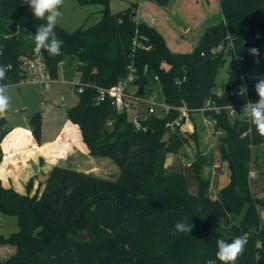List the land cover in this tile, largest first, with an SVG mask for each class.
<instances>
[{
  "label": "trees",
  "instance_id": "1",
  "mask_svg": "<svg viewBox=\"0 0 264 264\" xmlns=\"http://www.w3.org/2000/svg\"><path fill=\"white\" fill-rule=\"evenodd\" d=\"M76 1L102 6L101 19L72 32L57 23L62 55L42 51L39 56L48 76L55 79L60 63L72 58L81 82L110 88L132 64L134 84L142 88V95L157 87L159 101L168 110L146 112L136 127L126 111L118 112L109 101L97 103L95 88L78 93L67 120L78 125L89 155L109 158L120 173L112 181L53 166L47 180L38 184L40 192L32 196L33 178L24 194L4 187L0 180V214L15 216L18 225L8 236L0 233V245L15 247L13 256L0 264H222L216 258L217 240L231 242L245 234L247 244L235 264H264V219L259 213L264 202L253 197L249 188L250 147L259 148L264 137L256 133L249 117L239 116L242 105L259 99L251 76L253 72L264 75V0H219L222 20L207 28L188 54L171 53L157 31L136 21L137 4L111 13L109 0ZM149 1L162 7L169 4V0ZM45 23L34 18L24 0H0V63L12 66L4 81L7 85L24 77L23 62L37 58L32 35ZM227 47L233 59L225 88L216 97V75ZM252 47L260 51L259 65L249 54ZM242 86L247 89L244 96L238 95ZM207 100L221 107L239 106L234 116L226 108L203 113L220 132L218 158L229 171L218 201L210 199L202 152L190 156L196 194L189 192L181 169L168 173L165 166L167 154L185 156L180 149L189 140L197 141L198 134L196 126L191 133H181L166 124L180 116L181 107L192 114ZM29 124L40 145L41 114L31 116ZM18 133L8 134L3 142L4 158L13 159L18 146L12 143L22 137ZM46 147L37 149L46 151ZM2 156L0 149V162ZM212 207L223 211L224 217L240 216L231 235L211 228ZM185 217L193 223L192 231L176 233L175 223Z\"/></svg>",
  "mask_w": 264,
  "mask_h": 264
},
{
  "label": "rangeland",
  "instance_id": "2",
  "mask_svg": "<svg viewBox=\"0 0 264 264\" xmlns=\"http://www.w3.org/2000/svg\"><path fill=\"white\" fill-rule=\"evenodd\" d=\"M170 2H175V7L173 10H167V14H169L180 27L176 34L181 35V31H184L185 27L188 28L185 33V38L181 39L180 37V49H177L176 51L172 50L170 52L173 54L191 53L196 46V42L193 45L191 35L194 34L195 28L189 27V20L191 18L193 19L198 12H200L199 16L202 15L201 17H207V21L201 25V28L197 33L198 37H202L207 28L211 25L220 23L221 16L219 9L216 4L213 6H207L203 0H170ZM131 4L138 5L137 14L135 16L136 21L148 24L150 27L151 25L156 26L157 22L160 21V15L155 12L157 10H155L152 3L147 0H109V10L111 13H118L130 7ZM101 10L102 6L97 4L80 5L76 0H64L63 6L60 8L63 15L59 19L58 25L68 32H72L77 28L92 26L101 19ZM151 17L155 20L152 23L149 22ZM177 19H179V21H177ZM214 51L218 52L219 48H215ZM223 52L225 61L216 75V90L220 93L225 88L228 76L227 72L229 66L231 65V60L233 59L231 54L228 52V47L224 49ZM27 62L28 61H25V63ZM76 64V60L70 61L68 58H65L59 65L58 74L55 79H51L48 76L44 65H35L32 68H26V74L23 78L8 84L9 89L7 94L10 96V109L6 114V118L0 119V129L3 131L9 130L0 141L2 155L4 152L3 142L8 138V134L10 133L19 132L18 134H21L22 136L17 142L12 143L13 147L24 146L28 143V141L35 142L31 135L29 119L36 113L41 114V143L46 140H53L55 134L58 131H64L67 126L68 129L72 127L75 131L80 132L78 125L67 120V110L74 106L78 101L76 87L72 86L69 82L73 80L75 83H78L77 78L79 77V73L75 71ZM235 66H238L236 60ZM131 90H134V88L131 87ZM157 90L158 88L156 87L152 93H149L148 90L145 91V93L141 96L144 100L138 101L135 108L127 111L128 120L132 121L136 112L138 113V120H143L147 116L146 109L150 102L154 101V97L157 102H160ZM159 110V108H156V111ZM242 110L243 108H241L239 114L240 118L244 116ZM188 116H190L189 119L191 121L193 119L197 121L194 123L198 131L197 141L189 140L188 143L180 149V153L190 155L197 151L202 152L204 149L203 167L204 170L206 169L205 175H209L211 177L209 190L210 199L218 201L220 191L229 181L227 164L220 162L218 158L217 141L220 136V132L214 130L213 124L209 119H206L204 123L199 114H190ZM199 119L201 122H198ZM106 128L110 129V126L107 125ZM26 132H28V136ZM16 143L18 144L16 145ZM12 146L10 145V147ZM202 147L204 148L202 149ZM250 150L251 159L249 163V188L251 187L250 191L251 189L253 191H251L253 197L264 202V144L259 148L250 147ZM32 154V152L28 153L27 156L31 157ZM179 157L180 156L176 154H167L165 160V164L167 165L166 169L170 171L178 168L181 170L183 169L185 175H189L188 173L192 174L190 168L186 167L187 161H181L180 158L182 157ZM184 158H188V156L186 155ZM28 159L24 160L23 165H25ZM94 161L100 173L102 176L104 175L106 180L113 181L118 177L120 169L113 163L112 160H109L108 158L103 160L96 159ZM213 162L215 163V166L211 169ZM7 165L16 167L17 162L10 158H4L2 164L0 165V175L2 177H4L8 172ZM19 174L20 173L17 175ZM39 174L45 175L46 171L42 170ZM191 179H193V177H187V183L189 186L194 185V182H196L194 179ZM21 180L22 178H20V181ZM39 183L41 182L38 181L37 175H35L33 177L32 188L29 191L30 196H32L36 191V193L40 192L41 188L38 185ZM23 187L25 189V185ZM24 189L18 192L23 193ZM188 189L190 190V188ZM211 213V228L215 231L223 232L225 235H231V230H233L232 228L238 226L240 222L239 215L230 214L228 217H224L222 216L223 211L220 212L218 207L216 209L212 207ZM259 213L262 219H264V209L261 208ZM17 229L18 225L15 216L0 214V233L2 235L8 236L10 233L17 231ZM14 253L15 247L0 245V263L5 262L8 258L13 256Z\"/></svg>",
  "mask_w": 264,
  "mask_h": 264
},
{
  "label": "crops",
  "instance_id": "3",
  "mask_svg": "<svg viewBox=\"0 0 264 264\" xmlns=\"http://www.w3.org/2000/svg\"><path fill=\"white\" fill-rule=\"evenodd\" d=\"M149 2H151L153 8L157 10L155 12L158 15H160V21L157 22L156 26L151 25V27L164 38L166 46L168 47L169 51H172V50L176 51L177 49H180L181 47L180 41L181 39L185 38V33L188 28L185 27L184 31H181V35L176 34V32L179 31L180 27L175 22V20L172 17H170L169 14H167V10H173V8L175 7V2L171 3L169 0V4L165 7L159 6L158 4L152 1H149ZM203 2L207 4V6L209 5L213 6L216 4L220 12L219 0H203ZM137 9H138V6H137ZM199 13L200 12H198L193 19L191 18L189 20L190 21L189 27L195 28L194 34L191 35L193 45L195 42H196L195 44L197 45L198 41L200 40L201 37H198L197 33L199 32L201 25H203L205 21H207V17H201L202 15L199 16ZM136 14H137V11H136ZM220 16H221V13H220ZM221 20H222V17H221ZM154 21L155 20L152 17L149 19V22L151 23ZM177 21H179V19H177ZM146 25L150 27V25L148 24ZM192 114H199L205 123L206 119L203 117L202 114L200 113H192ZM189 118L190 116H188L187 121L184 124V130L187 133L193 132L194 126H196L194 123L197 122L195 119L191 121ZM198 122H201L200 119ZM70 129L73 131L72 127L68 129V126H67L64 131H58L55 134V137L53 140H46L42 142L40 145L36 144V142L28 141V143L25 144L24 146H18L17 148H15L13 150V153H14L13 160L17 162V166L15 167L12 165H7L8 172L6 173V175L4 177L0 175V180H1L2 185L4 187H12L17 192L22 191L24 189L23 186L26 185L29 179L33 178L35 175H38L42 170L46 171V174H47L48 170L53 166H60L64 168L69 167V169H73L79 172L91 174L98 178L105 179L104 175L102 176L98 167L95 165L94 160L96 159L103 160V159H108V158L94 157V156L89 155L85 144L81 140L80 132L76 131V133L72 134V131H70ZM204 130H205V127H204ZM73 135H75V137ZM59 137L61 138L59 139ZM72 137H74L75 139H72ZM45 145L48 146L46 147L47 148L46 151H39L37 149ZM203 148L204 147H202V149ZM28 152L33 153L31 157L27 156ZM186 155L188 156V158H184V156H180V155L179 156L182 158L180 157L179 158L181 161H187L186 167L190 168V164L192 162V159L190 158V156H192L193 154H190V155L186 154ZM202 155L204 157V149L202 150ZM4 157H5V153L3 152L0 165L2 164ZM26 159H28V161H26L25 165H23V162ZM165 166L167 165L165 164ZM213 166H215L214 162L211 165V169ZM175 170L169 171L166 169L168 173H171ZM93 172H96V173H93ZM182 172L186 178V182H187V177L189 178L193 177L194 181H196L192 170H191L192 174L188 173L189 175H185L183 169H182ZM205 172H206V169L204 170V175H205ZM18 173L20 174L17 175ZM206 176H209V175H206ZM20 178H22L21 181H20ZM210 183H211V177H210ZM187 186L188 188H190V190L188 189L190 193L192 194L197 193V182H194V185L192 186H189V184L187 183ZM209 190H210V187H209ZM25 192L26 190L24 189L23 194Z\"/></svg>",
  "mask_w": 264,
  "mask_h": 264
},
{
  "label": "clouds",
  "instance_id": "4",
  "mask_svg": "<svg viewBox=\"0 0 264 264\" xmlns=\"http://www.w3.org/2000/svg\"><path fill=\"white\" fill-rule=\"evenodd\" d=\"M24 3L30 6L34 18L46 21L45 24L39 25L35 34L32 35L35 42L33 53L37 57L42 54V51L53 57L62 55L63 41L58 38L55 28L63 15L60 8L63 6L64 0H24ZM248 51L250 55L256 57L254 63L259 65V49L252 47ZM11 67V64L0 63V119L6 118V114L10 109V96L7 94L9 86L4 81L8 78L7 73L11 70ZM251 78L255 80L254 90L259 99L257 102L250 100L246 102L242 112L251 119L256 133L260 137H264V75L253 72ZM246 92V87L242 86L238 95L244 96ZM174 227L176 233H190L194 225L185 217L178 220ZM216 243V258L222 264H235L239 256L244 253L247 234L238 236L231 242L219 239ZM208 264H214V262L209 261Z\"/></svg>",
  "mask_w": 264,
  "mask_h": 264
},
{
  "label": "built area",
  "instance_id": "5",
  "mask_svg": "<svg viewBox=\"0 0 264 264\" xmlns=\"http://www.w3.org/2000/svg\"><path fill=\"white\" fill-rule=\"evenodd\" d=\"M136 41H133V44H135ZM35 65L43 66L44 64L41 62L39 58L33 59L31 61H28L27 63H23V70L25 71L26 68H32ZM127 72L126 74L120 78L116 84L110 88H104V87H97L94 85H91L89 83L81 82L78 79V83H75L73 80L69 81L72 86L76 87L77 93H82L83 90L87 87H93L96 90V95H95V101L97 103L99 102H104V101H109V103L115 107V109L118 112H123V111H128L129 109H133L136 106V103L140 100H144L138 93V86L134 84L136 80V69L132 64H129L127 66ZM131 87L134 88V90H131ZM216 97H220L221 93L216 91L215 94ZM244 105L241 106L243 108ZM156 108H160L163 111H167L168 107L161 103L157 102L154 97V101L150 102L148 105L146 112L148 114L154 113L156 111ZM222 108H226L229 111V114L231 116H234L237 113V109L239 106L237 105H229L227 107H221L216 105L212 100H207L203 107L200 109L192 110L190 112L192 113H200L203 115L205 111H214V112H219ZM180 111V116L173 122V123H168L166 124L167 127L170 129H173L174 127H178L179 131L185 132L184 130V124L187 121L189 111L186 110L185 107H181L179 109ZM138 113H135V116L132 120L133 124L136 127H139V120L137 118ZM245 118H248V116L244 113L243 114ZM182 119L184 121L182 122Z\"/></svg>",
  "mask_w": 264,
  "mask_h": 264
},
{
  "label": "water",
  "instance_id": "6",
  "mask_svg": "<svg viewBox=\"0 0 264 264\" xmlns=\"http://www.w3.org/2000/svg\"><path fill=\"white\" fill-rule=\"evenodd\" d=\"M70 61H73V59L70 58ZM23 73H24V71H23ZM138 93H139L140 95H142V93H143L142 88H139V89H138ZM4 135H5V132H4L3 130L0 129V141H1V139H2V137H3ZM47 178H48V175H47V174H45V175L38 174V175H37V179H38V181L41 182V183H44V182L47 180Z\"/></svg>",
  "mask_w": 264,
  "mask_h": 264
}]
</instances>
